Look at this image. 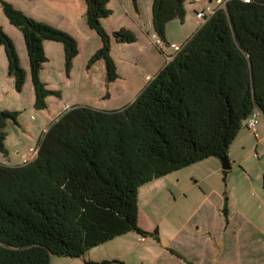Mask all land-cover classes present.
Masks as SVG:
<instances>
[{"label":"trees","instance_id":"1","mask_svg":"<svg viewBox=\"0 0 264 264\" xmlns=\"http://www.w3.org/2000/svg\"><path fill=\"white\" fill-rule=\"evenodd\" d=\"M81 1L86 7L85 24L101 43L89 65L103 61L105 81L113 83L119 75L110 56L111 40L132 44L137 37L126 29L106 32L102 21L111 15L107 0ZM1 5L9 24L22 34L33 108L42 110L47 96H59L40 80L47 62L42 44L62 45L67 74L78 54L76 40L8 3ZM184 14L183 0H152L155 37L164 42L167 24L183 21ZM0 46L14 89L21 93L25 72L13 41L1 27ZM253 112L264 117V0H229L132 103L112 112L73 107L43 134L32 161L14 167L0 164V264L80 259L129 233L158 242L157 234L138 227V188L227 155ZM8 121L17 126V113L0 111L4 157ZM226 210L224 203L225 218Z\"/></svg>","mask_w":264,"mask_h":264},{"label":"rangeland","instance_id":"2","mask_svg":"<svg viewBox=\"0 0 264 264\" xmlns=\"http://www.w3.org/2000/svg\"><path fill=\"white\" fill-rule=\"evenodd\" d=\"M54 1L58 2L59 0ZM77 1L83 8L82 19L85 20V4L81 0ZM129 1L133 4L132 0ZM183 1L185 9L183 21L174 19L167 25L174 31L176 29L185 30L188 32V36L191 37L203 24V20H198L195 17L196 13L202 11L206 3L211 6H213V3L209 4L208 0ZM2 2L12 5L10 0H0V27L13 41L17 54L19 55V52L24 49L26 56L22 34L18 28L10 25L5 18L2 11ZM67 2H63L65 7L60 2L48 6L50 8L48 13L53 15V19L56 13L51 12V10H59L60 13L65 9L71 10V17H76L79 14L80 8L75 4L76 2L72 3V0H67ZM116 2L111 0L109 3L110 9H108L110 11H113V8L116 10L113 16L111 17V11L109 16L111 18L108 17L102 22V25L106 26L108 34L113 32L112 29L115 23L119 24L127 21V17L122 11L118 10L120 5L117 0ZM139 3L144 5L146 0H139ZM147 15L151 18V4L147 8ZM41 18L54 22L50 17ZM35 21L44 23V21ZM108 21H110L109 24ZM179 22L183 24H179ZM44 24L48 25L47 23ZM96 39L99 40L98 36H96ZM136 42L117 44L113 41L115 46L112 50L110 49V56L116 63L119 75L117 83L109 84L105 81L103 71L97 68V64L103 63V61L99 60L89 65L91 57L86 59L84 56L83 51H86V48L83 50L81 41H79L80 53L78 50V54L72 60L71 68L67 74L64 68V58L62 67H60L62 58H59L56 54L53 55L50 59L51 65H57L61 72L54 66L55 71L51 69L50 82L53 84L51 88L55 89L52 91H57L59 96H47L45 98V108L42 110H35L32 107L34 96L27 86L24 85L21 93L15 91L14 80L8 74L4 48L0 46V111L17 113V126L10 121L6 123L4 145L7 156L4 157L0 154V162H4V164L10 162L14 166L25 163L24 161L27 159L23 161L21 159L28 157H26L28 152L25 149L27 141H34L40 135L43 127L50 124V118L55 116L61 107L78 104L83 105L82 107L92 108L90 105L98 104L99 99L107 100L109 93L113 94L114 97L117 94L115 92L122 87L128 88L130 85L129 78L133 76V73L137 77L141 76V72L134 70V68L138 69L140 67V65L138 67L133 62L137 53L134 47L136 45L139 47V42L137 44ZM54 45L62 48L61 44L55 43ZM92 66L94 67L92 69L93 76H90L87 71ZM58 72L61 73V77L57 76ZM45 88L47 89L46 86ZM30 99L32 105L28 107ZM46 99L54 100V102L51 100V107L47 106ZM240 132L241 134L228 148L227 157L231 162V169L226 171L225 174L221 170L219 160L209 158L206 162L193 164L143 185L142 188L144 189H148L145 187L150 184L153 185V188L158 186L160 191L159 194L152 193L149 196L152 202L145 209L147 213L145 221L150 226H159L161 229L160 242H154L153 245L161 247L164 252V256L161 258L162 264H179L165 256L169 252L168 250L174 251L175 254L181 257L182 259L178 261L182 264H216L218 249L210 234L213 231L222 230L223 218L220 209L226 198L225 203L229 209V223L233 230L240 233L257 232L264 237V117H259V124L256 128L257 133L253 134L248 131L244 128V125ZM146 196L148 197V195ZM153 209L156 211L155 216L150 214V210L153 211ZM151 234H157V237L160 235L155 229ZM111 245L112 242H108L88 251L84 254V259L54 257L51 263L85 264V262L90 261L87 258L90 257L92 260H96L97 255H100L104 249L105 251L109 249ZM239 264L244 263L239 262ZM251 264L257 263L253 261Z\"/></svg>","mask_w":264,"mask_h":264},{"label":"crops","instance_id":"3","mask_svg":"<svg viewBox=\"0 0 264 264\" xmlns=\"http://www.w3.org/2000/svg\"><path fill=\"white\" fill-rule=\"evenodd\" d=\"M110 1L111 0H107L108 8ZM114 1L116 2V0ZM117 1L120 5L118 10L122 11V13L127 17V21L119 24L115 23L112 31L113 32L118 31V29L121 28V29L130 30L135 33L137 37L136 44L139 42L138 44L139 47H137V45L134 47L136 48L137 53L135 54L136 56L133 62H135L136 63L135 65L138 67L140 65V67L139 68L137 67L138 69L134 68V70L141 72L140 74L141 76L137 77L136 74L133 73V76L129 78L130 85L128 88L122 87L119 91L115 92L117 94L114 97L113 94L109 93V98H107V100L99 99L98 104L90 105L92 108H95L93 110L98 109L96 111H108V112L117 111L125 108L127 105L132 103L135 100V98L140 94V92L143 90V88L157 75V73L176 54V51H174L170 47V45H176L181 48L185 44L187 39L190 38L188 36L189 35L188 32H186L185 30L176 29L177 31L176 30L174 31L172 28H169V25H167L165 29V41L162 42V44L159 47H157L154 44L155 39L153 37H155V35L152 31L151 18L149 15H147V8L152 3V0H146V3L144 5L140 4L139 0H135V6L131 4L129 0H117ZM210 1L208 0V3L209 4L213 3L212 7L216 8L217 7L216 3L212 0ZM59 2L62 3L64 7H65V3H68L67 0H63V1L59 0L58 2L54 0L51 2H49L48 0H10V3H12V5L16 8V10L21 11L27 17L41 22L44 21V23H47L48 25L72 36L76 40L79 53H80L79 41H81L83 50L86 48V51L85 50L83 51L84 56L86 57V59L90 58L100 48L101 43L99 40L96 39L97 35H95L93 31L89 30L87 26L86 29L85 20L84 18L82 19L83 8H81V5L80 3H78L77 0H72V3L76 2L75 4L80 8L79 14L76 17H71L70 15L71 10L65 9L61 13L59 12V10H51V12L56 13L54 19L55 18L57 19L54 20L53 15L48 13L50 11L49 10L50 8L48 6ZM206 5L207 3L205 4V6ZM115 11L116 10L113 8L111 17L115 13ZM41 17H50L54 22L44 20ZM173 22H178V21H173ZM109 23L110 21H108V24ZM179 24H183V23L179 22ZM103 26L105 30L108 31L106 26L105 25ZM5 32L8 34L7 31ZM54 44L55 43L53 42H44L42 44L44 54L47 58V62L44 64L40 72V80L49 90H55L51 88L53 86V84L50 82V77L52 74L51 69L55 71L54 66H56L60 71V68L57 65L54 64L51 65V60H50L51 57L56 54L59 58H62L60 67H62V63H63V49ZM113 46L115 45L111 40V50ZM18 56L20 60V65L25 72V78H26L25 86H27L30 93H33L32 86L29 81L28 62L24 54V49L22 52H19ZM97 66L99 70L103 71L105 76L104 64L98 63ZM93 68H94L93 66L89 68V70L87 71L88 75L93 76L92 73ZM57 76L61 77V73L58 72ZM118 81L119 78L118 80L115 81V83H117ZM51 100L54 102L53 99ZM51 100L46 99V104L48 107H51L50 105V103H52ZM31 105H32V101L30 99L28 103V107H31ZM82 106L83 105L75 104L74 106L66 105L64 107H61L58 110L57 114L52 118H50V122H49L50 124L43 127V130L41 131L40 135L36 137L34 141L33 140L27 141L26 143L27 145L25 146V149H27L28 153L26 154V157L27 156L28 157L22 158L21 160L23 161L24 159H27L24 161L25 163L32 161L35 158L36 151L38 148V143L40 139L43 137V134L47 131V129L55 122H57L58 119H60L71 108L82 107ZM244 128L246 129L245 126ZM240 131L235 139H237L238 135L241 134ZM33 142H34V147H33ZM202 162H206V160ZM0 163L3 165L14 167V165H11L10 162H8V164H4V162H0ZM18 165L19 164L15 166ZM245 176L248 177L247 174H245ZM142 187L143 186L138 188V192H137L138 227L142 231L148 234H151V232L154 229L157 230L160 234L161 229L159 226L152 227L145 221L147 217V213L145 209L147 205L152 202L149 196L152 193L159 194L158 192L160 191L158 189V186L156 188H153V185L151 184L145 187L148 189H144ZM146 195H148V197ZM155 199H153V201H155ZM224 203L225 202L223 201L220 209L223 218L222 230L216 232L213 231L210 234L211 237H213L214 244L218 249V253H217L218 257L216 264H239V262H242L244 264H251L253 263V261H255L257 264H264V237H262L260 233L257 232H247V233L235 232L229 223L228 205L226 210L227 211L226 218L222 213ZM150 214L155 216L156 211L154 209L153 211L150 210ZM159 236H158V242L154 241L151 237L142 238L133 233H129L127 235L115 238L112 241H110L112 242V245L109 249H107L106 251L105 249L101 251V254L97 255L96 260L95 259L92 260V258L90 257L87 258L90 259V261L85 262V264H90V263L98 264L102 261H107V262L117 261L123 264H162L161 258L164 256L163 255L164 252L162 251L161 247H156L153 245L154 242L156 243L160 242L162 232ZM168 251L169 252L165 256H167L169 259L173 261H176L179 264H182L178 261L182 259L181 257L175 254V252L172 250H168ZM84 258L85 255L81 259Z\"/></svg>","mask_w":264,"mask_h":264},{"label":"built area","instance_id":"4","mask_svg":"<svg viewBox=\"0 0 264 264\" xmlns=\"http://www.w3.org/2000/svg\"><path fill=\"white\" fill-rule=\"evenodd\" d=\"M228 0H214V2L216 3L217 7H211L209 5H206L205 8L196 13V18L198 20H205L208 17H210L211 15L214 14L215 11L219 10V9H224L225 8V4ZM155 39L154 44L159 47L161 45V41L155 37H153ZM170 47L178 52L180 50L179 47H177L176 45H170ZM258 113L253 112L250 114V116L248 117V119L246 120V128L248 131L252 132L253 134L256 133V127L258 125Z\"/></svg>","mask_w":264,"mask_h":264},{"label":"water","instance_id":"5","mask_svg":"<svg viewBox=\"0 0 264 264\" xmlns=\"http://www.w3.org/2000/svg\"><path fill=\"white\" fill-rule=\"evenodd\" d=\"M220 165H221V170L223 172L229 171L231 169V162L228 159L227 155L221 157L219 159Z\"/></svg>","mask_w":264,"mask_h":264},{"label":"clouds","instance_id":"6","mask_svg":"<svg viewBox=\"0 0 264 264\" xmlns=\"http://www.w3.org/2000/svg\"><path fill=\"white\" fill-rule=\"evenodd\" d=\"M209 1H210V0H209ZM212 1H214V0H212ZM228 1H229V0H228ZM228 1H227V2H228ZM210 2H211V1H210ZM227 2H226V3H227ZM207 5H208V4H207ZM225 5H226V4H225ZM209 6H210V5H209ZM211 7H212V6H211ZM224 9H225V8H224ZM224 9H219V10H224ZM217 11H218V10H217ZM215 12H216V11H215ZM215 12H214V13H215ZM197 13H198V12H197ZM195 17H196V15H195ZM208 18H209V17H208ZM208 18H207V19H208ZM207 19L203 20V22L206 21ZM155 38H157V37H155ZM157 39H158V38H157ZM161 44H162V41H161ZM177 47H178V46H177ZM179 48H180V47H179ZM180 49H181V48H180ZM179 51H180V50H179ZM176 53H177V52H176ZM246 129H247V128H246ZM36 152H37V151H36Z\"/></svg>","mask_w":264,"mask_h":264}]
</instances>
